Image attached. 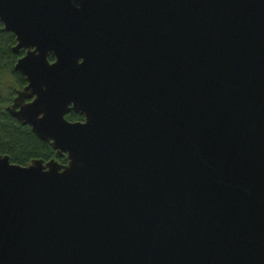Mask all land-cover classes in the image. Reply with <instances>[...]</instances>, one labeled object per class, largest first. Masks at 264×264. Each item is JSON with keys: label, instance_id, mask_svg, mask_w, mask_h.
Here are the masks:
<instances>
[{"label": "water", "instance_id": "water-1", "mask_svg": "<svg viewBox=\"0 0 264 264\" xmlns=\"http://www.w3.org/2000/svg\"><path fill=\"white\" fill-rule=\"evenodd\" d=\"M0 22L27 79L6 110L66 154L0 153V264H264V0H0Z\"/></svg>", "mask_w": 264, "mask_h": 264}, {"label": "trees", "instance_id": "trees-1", "mask_svg": "<svg viewBox=\"0 0 264 264\" xmlns=\"http://www.w3.org/2000/svg\"><path fill=\"white\" fill-rule=\"evenodd\" d=\"M16 37L5 29L0 22V153L10 156V160L18 164H29L32 158L48 160L56 157L59 162H66V154L58 155L50 141L39 138L30 124L12 116L6 106L12 103L17 89L22 88L27 80L18 69H14L17 57L25 52H14L12 46ZM51 60L54 59L51 53ZM65 117L69 120H81L82 114L71 109Z\"/></svg>", "mask_w": 264, "mask_h": 264}, {"label": "flooded vegetation", "instance_id": "flooded-vegetation-1", "mask_svg": "<svg viewBox=\"0 0 264 264\" xmlns=\"http://www.w3.org/2000/svg\"><path fill=\"white\" fill-rule=\"evenodd\" d=\"M26 80H27V79H26ZM82 119H83V115H82ZM82 119H81V120H82Z\"/></svg>", "mask_w": 264, "mask_h": 264}]
</instances>
